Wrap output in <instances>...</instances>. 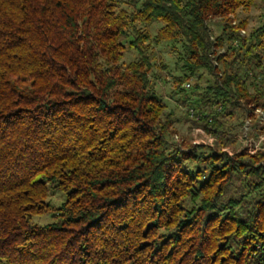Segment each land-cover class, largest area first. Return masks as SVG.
I'll list each match as a JSON object with an SVG mask.
<instances>
[{
    "label": "trees",
    "instance_id": "trees-1",
    "mask_svg": "<svg viewBox=\"0 0 264 264\" xmlns=\"http://www.w3.org/2000/svg\"><path fill=\"white\" fill-rule=\"evenodd\" d=\"M253 5L0 0V264H264V152L224 150L264 109V23L236 22ZM162 42L214 146L170 142Z\"/></svg>",
    "mask_w": 264,
    "mask_h": 264
},
{
    "label": "rangeland",
    "instance_id": "rangeland-1",
    "mask_svg": "<svg viewBox=\"0 0 264 264\" xmlns=\"http://www.w3.org/2000/svg\"><path fill=\"white\" fill-rule=\"evenodd\" d=\"M257 5H253L249 8H241L238 10L236 15V22L246 21L247 27L245 33L249 34L253 29L258 28L264 23V5L262 6L261 0H256ZM213 35L216 37L222 31V22L219 18H215L210 22ZM159 23H156L151 29L152 35L155 34L156 28ZM151 54L161 67L165 65L164 77L160 79L157 84V90L161 95L163 101L167 106V111L174 112V135H171L170 142L174 145H180L182 141H186L191 144L195 142H200V144H207L210 139V135L199 126L194 118L189 114L188 106L182 104V100L186 99L187 94L195 84V79H190V81H184L180 88H186V91L180 90L178 79L183 78V71L181 70V65L183 62L178 61L179 58V48H174L171 43L162 42L159 44H153V49ZM136 57V52L129 50L126 52L124 60L129 62ZM179 77V78H178ZM211 80L209 75H206L201 82L202 86L207 85L208 81ZM190 83V87L186 84ZM193 98V96H191ZM241 130L235 135V141L230 144V146L224 148L231 152H239L242 149V143L239 141L237 136L241 133ZM215 143V141H214ZM215 145V144H214ZM208 151L207 149H205ZM188 152L187 149L183 150ZM201 151V149L199 150ZM204 151V150H203ZM64 194L54 188H50V195L48 202L53 207H58L64 200ZM53 209L44 215H39L34 217V222L43 225L53 220Z\"/></svg>",
    "mask_w": 264,
    "mask_h": 264
},
{
    "label": "built area",
    "instance_id": "built-area-1",
    "mask_svg": "<svg viewBox=\"0 0 264 264\" xmlns=\"http://www.w3.org/2000/svg\"><path fill=\"white\" fill-rule=\"evenodd\" d=\"M190 87V83L186 84ZM189 113L196 119L201 118V113H198L194 109H190ZM241 133L237 136L239 141L242 143V150L247 151L250 154H256L264 152V109L262 107H255L254 114L252 117L245 119ZM214 137L211 136L207 145L214 146ZM200 144V142H195ZM229 154L234 153L228 149H224Z\"/></svg>",
    "mask_w": 264,
    "mask_h": 264
}]
</instances>
